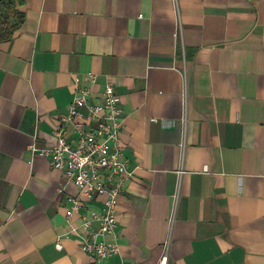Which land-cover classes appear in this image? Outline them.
Returning <instances> with one entry per match:
<instances>
[{
    "label": "crops",
    "instance_id": "0c3cea01",
    "mask_svg": "<svg viewBox=\"0 0 264 264\" xmlns=\"http://www.w3.org/2000/svg\"><path fill=\"white\" fill-rule=\"evenodd\" d=\"M24 1L0 43V264H96L70 228L100 200L68 221L76 190L40 153L88 71L137 166L100 264H156L165 242L168 264H264V0Z\"/></svg>",
    "mask_w": 264,
    "mask_h": 264
},
{
    "label": "built area",
    "instance_id": "2783aa9c",
    "mask_svg": "<svg viewBox=\"0 0 264 264\" xmlns=\"http://www.w3.org/2000/svg\"><path fill=\"white\" fill-rule=\"evenodd\" d=\"M97 82V74L91 71L73 76L74 94L66 113L58 118L53 131L55 143L40 153L63 174L58 191L63 193L69 185L76 190L67 197L71 203L65 214L68 221L86 209L88 202L100 200L99 207L89 216L81 214V222L70 228L79 239V249L100 264L120 252L117 199L137 166H130L119 143L123 110L115 85L107 78L95 97ZM182 97L185 114V85ZM167 246L165 242L156 264H168ZM55 247L62 248L59 240Z\"/></svg>",
    "mask_w": 264,
    "mask_h": 264
},
{
    "label": "trees",
    "instance_id": "16d2710c",
    "mask_svg": "<svg viewBox=\"0 0 264 264\" xmlns=\"http://www.w3.org/2000/svg\"><path fill=\"white\" fill-rule=\"evenodd\" d=\"M24 0H0V43L13 38L22 24Z\"/></svg>",
    "mask_w": 264,
    "mask_h": 264
}]
</instances>
